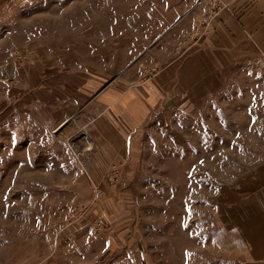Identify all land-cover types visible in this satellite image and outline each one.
<instances>
[{
    "label": "rangeland",
    "instance_id": "rangeland-1",
    "mask_svg": "<svg viewBox=\"0 0 264 264\" xmlns=\"http://www.w3.org/2000/svg\"><path fill=\"white\" fill-rule=\"evenodd\" d=\"M199 2L0 0V264H264V57L188 71Z\"/></svg>",
    "mask_w": 264,
    "mask_h": 264
},
{
    "label": "crops",
    "instance_id": "crops-1",
    "mask_svg": "<svg viewBox=\"0 0 264 264\" xmlns=\"http://www.w3.org/2000/svg\"><path fill=\"white\" fill-rule=\"evenodd\" d=\"M210 3V0H203L201 7H197L188 15L184 16L178 24H176L177 21L175 18V24L169 26L168 29H171L173 40L176 44H180L182 38L192 31L194 24L198 21L201 22V19L207 15L209 12L207 5H210ZM217 5L219 12L215 17L210 19L209 26L207 27L210 31L209 34L201 40L202 45L195 48L190 54L188 60L190 61V67L188 71L194 70V63L201 61L200 55L203 54V49L206 51L216 50L220 52L233 51L234 53H240L242 49H247L257 52L264 57V0H218ZM180 18L179 16L177 20L179 21ZM169 67L171 70L177 71L176 65L171 64ZM192 79L195 80V76ZM135 93H138L137 89ZM109 94L110 92L106 93L100 102H98L97 106H93V108H99L103 105L106 100L105 98ZM124 105H126V102L120 106L125 107ZM108 107L111 110L123 111V115L130 122L135 118L136 113L133 110L127 111L126 108L122 109L119 106L115 108ZM100 124H102V127H96L97 136L93 140L99 149L103 150L100 157L103 155L104 159L111 158L114 153L111 151L112 147L110 145L112 139L107 134H112L114 130L111 129L112 126L105 125V120Z\"/></svg>",
    "mask_w": 264,
    "mask_h": 264
},
{
    "label": "built area",
    "instance_id": "built-area-1",
    "mask_svg": "<svg viewBox=\"0 0 264 264\" xmlns=\"http://www.w3.org/2000/svg\"><path fill=\"white\" fill-rule=\"evenodd\" d=\"M203 2V0H200V4ZM217 15V12L215 10L212 11V13L210 14H207L204 16L203 18V21L201 20V22L199 21V23H195L194 26H193V39L194 40H201L203 36H205L206 34L209 33V30H208V25L210 23V19L215 17ZM96 197H99L101 195V190H97L96 191ZM76 214L75 213H72L71 217H74Z\"/></svg>",
    "mask_w": 264,
    "mask_h": 264
}]
</instances>
